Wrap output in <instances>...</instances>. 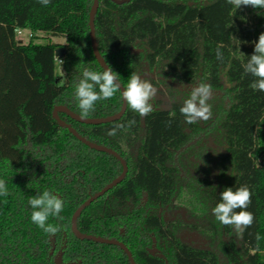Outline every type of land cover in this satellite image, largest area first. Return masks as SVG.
Masks as SVG:
<instances>
[{"label":"trees","instance_id":"16d2710c","mask_svg":"<svg viewBox=\"0 0 264 264\" xmlns=\"http://www.w3.org/2000/svg\"><path fill=\"white\" fill-rule=\"evenodd\" d=\"M99 1V51L123 86L132 72L142 76L148 67L177 86L211 84L212 100L229 88L227 108L212 105L217 115L223 112L218 132L224 153L216 168L220 180L230 177L228 188L248 186L252 196L247 211L255 219L240 237L216 221L211 210L222 191L205 189L194 175L200 166L190 161L194 153L210 148V130L185 122L179 109L189 94L168 86V107L157 101L159 109L145 117L127 107L118 121L86 125L59 114L88 141L117 152L129 168L120 185L82 213L79 232L124 243L136 264H166L150 254L154 239L168 264H264V92L249 86L256 78L242 66L264 33V9L241 6L234 13L226 0H132L122 6ZM93 3L51 0L45 7L38 0H0V179L8 190L7 196L0 195V264H54L52 237L57 249L66 239L65 263L130 264L120 247L80 240L72 232L75 212L122 174L120 161L82 144L53 118L59 106L81 116L74 85L85 68L103 71L91 43ZM18 29L32 34L29 44L17 39ZM218 45L223 60L216 58ZM60 48L67 54L59 66ZM149 80L158 86L156 79ZM122 106L118 91L98 101L86 118H108ZM130 120H135L130 128L107 135ZM197 136L204 141L191 152ZM44 191L64 201L60 218L48 220L60 228L55 235L31 220L29 199ZM175 203L192 223L162 218L160 212ZM184 230L218 240L226 262L213 249L182 240ZM224 235L228 239L221 240Z\"/></svg>","mask_w":264,"mask_h":264},{"label":"clouds","instance_id":"9594fccd","mask_svg":"<svg viewBox=\"0 0 264 264\" xmlns=\"http://www.w3.org/2000/svg\"><path fill=\"white\" fill-rule=\"evenodd\" d=\"M226 2L233 6L234 13L241 6L264 9V0H226ZM38 3L47 7L51 0H38ZM221 47L222 45H218L216 49L218 60H223ZM232 55L235 56V53ZM242 66L245 74L256 78L249 86L253 90L264 92V33L259 35L258 42L254 45V53ZM74 88V99L82 118L88 117L95 110L98 101L109 100L118 91L131 110L145 117L154 110L151 101L158 93V88L149 79H141V75L136 72H132L127 85L123 86L121 91L120 76L110 65L103 68L102 72L85 68L82 78L75 83ZM190 88L188 98L183 101L179 111L189 125L201 121L207 122L213 116L212 105L209 103L213 96L212 85L201 82ZM134 124L135 120L128 121L127 125L117 124L107 132V135L115 136L117 130L130 128ZM0 195H8L7 185L3 179H0ZM251 196L252 192L246 185L237 187L235 190L231 187L225 188L220 193V202L211 210L216 221L224 226H231L237 237H240L254 223V214L247 211L251 204ZM29 205L33 209L31 220L37 227L52 235L60 231L59 227L48 223V220L50 217L60 218L64 209L63 199L51 191H44L30 198Z\"/></svg>","mask_w":264,"mask_h":264},{"label":"water","instance_id":"95a60500","mask_svg":"<svg viewBox=\"0 0 264 264\" xmlns=\"http://www.w3.org/2000/svg\"><path fill=\"white\" fill-rule=\"evenodd\" d=\"M111 2H113L116 5L122 6L124 4H128L130 3L132 0H110ZM163 1H171V0H163ZM93 7L90 13V29H91V43H92V49H93V53L94 56L97 60V62L100 64V66L102 68H106L107 64L105 63L104 59L102 58L100 51H99V47H98V41H97V36H96V31H95V18L96 15L98 13L99 10V6H100V1L99 0H93ZM134 54H137L138 51H133ZM67 54V50L66 48H60L56 51V57H58L59 59H62L64 56H66ZM141 79H143V77H141ZM123 90V85L121 84V91ZM127 103L123 100V106L121 111L114 116L108 117V118H103V119H87V118H82L79 115H76L75 113H73L72 111H70L68 108L63 107V106H59L56 107L54 109L53 112V118L57 121V123L63 127L66 128L67 130H69V132L78 140L80 141L82 144L86 145L87 147H89L90 149H93L97 152H102V153H106L109 154L113 157H115L117 160L120 161L122 167H123V172L122 174L116 179L114 180L112 183H110L109 185H107L105 188H103L100 192L96 193L95 195L91 196L73 215L72 217V232L73 234L80 240H88V241H94L97 243H101V244H108V245H114V246H118L120 247L125 254L127 255L130 264H136L132 253L130 252V250L127 248V246L118 241V240H109V239H103L100 237H96V236H92V235H84L81 234L79 232L78 229V219L79 217L82 215V213L94 202H96L98 199H100L101 197L105 196L109 191L113 190L114 188H116L118 185H120L123 180L126 178L129 168L127 163L125 162V160L115 151H113L112 149H109L107 147H103L101 145L92 143L90 141H88L87 139H85L83 136H81L71 125L67 124L66 122H64L59 114L60 113H65L67 116H69L70 118H72L73 120L80 122L82 124H86V125H104V124H108V123H112L115 121L120 120L124 114L127 111ZM66 238V237H65ZM199 236H197L196 234H194V239L198 240ZM52 242L55 241V238L52 237ZM153 248L150 251V254H152L153 256H158L159 258L163 259L166 263H167V259L165 258V256L163 254H161L156 246V240H153ZM67 247V241L66 239L64 240L63 243V247L62 249L59 250V252L57 253V255L54 257V264H81L79 263H65L63 256H64V250ZM55 251V247L53 246V249L50 253V256H52L54 254Z\"/></svg>","mask_w":264,"mask_h":264},{"label":"rangeland","instance_id":"374dc122","mask_svg":"<svg viewBox=\"0 0 264 264\" xmlns=\"http://www.w3.org/2000/svg\"><path fill=\"white\" fill-rule=\"evenodd\" d=\"M30 32L26 31L22 36H17L18 40L23 41L25 44H29L31 41V37H30ZM41 37V36H40ZM53 41H57L61 44H64V40L63 39H54ZM36 42L38 43H45L46 41L43 39H38ZM138 53H140V51H138ZM58 72H60V69L58 70ZM152 73V72H151ZM153 73L156 75V77H160L158 76V72L157 70H154ZM164 86V83L162 84ZM229 88H226L225 90L220 91V94L217 95L219 96L218 98L212 100H209V103L211 105H213L214 103L219 102L221 106H223L224 109L227 108L228 103L230 102V98L231 95L228 92ZM159 99H155V102H157ZM159 102V101H158ZM161 102V106L160 107H168L169 103H166L164 101H160ZM212 112H213V116L210 120H208L207 122H199L202 124V126H204L205 128H208L210 131V138L208 141L209 147L208 148V152L207 151H199V154H197L196 157H194L196 163H198V165L200 166V171H198V173L194 174L203 184V187L205 189L208 190H217V191H223L225 188H228L229 185V180L230 177H225L223 180H220L218 178V174L219 171L217 170V158L220 154L224 153V146L221 143L222 140L220 138L219 135V123L222 120V114L223 112H221L219 115H217L215 108L212 106ZM198 137V136H197ZM195 138L192 143L190 144L189 149L191 150V152L195 151L196 148H200V143H202L204 140V138L201 136L200 138ZM192 147V148H191ZM193 149V150H192ZM195 154V153H194ZM197 165V166H198ZM193 166V165H192ZM194 171V170H192ZM185 175V174H183ZM178 203H175L171 206L170 209L168 210H163L160 212L162 218H164V220L166 222H171V221H180L182 223H192V221L190 220L187 212L181 208V206H178ZM200 239V238H199ZM226 240L228 239V237H226L225 235L221 237V240ZM205 248H210L213 249L219 256L220 259L222 261V263H225L226 260L223 257V255L220 253L217 243L218 240H209V239H205ZM57 247V246H56Z\"/></svg>","mask_w":264,"mask_h":264},{"label":"flooded vegetation","instance_id":"af4514ba","mask_svg":"<svg viewBox=\"0 0 264 264\" xmlns=\"http://www.w3.org/2000/svg\"><path fill=\"white\" fill-rule=\"evenodd\" d=\"M171 1H174V0H171ZM141 77H143V79H150V78L156 79V81L158 83V86H156L158 88V93H157L156 97L154 98V100L151 101V103L153 104V109L154 110L159 109L156 106L155 99H159L158 101H163V103H164V101L166 103L169 102V98H168V89L169 88H168V86L173 87L174 89H176L180 93L186 92V93L189 94V91L191 90V88H189L188 86L187 87L177 86V85L171 83V81L166 80L165 78H162V77L157 78L156 75L153 72L151 73V71L149 70L148 67H146L145 73ZM161 82H163L165 85L163 86ZM196 156H197V154H194L190 158V161L194 162L195 161L194 157H196ZM194 234H196L197 236H199L195 232L188 231V230H184V231H182L180 233V237H181L182 240H184L185 242H187L188 244H190V245H192L194 247H197V248H205V242H206L205 239L202 238L201 236H199L200 239L198 238V240H195L194 239ZM53 246L55 247V251H54V254L51 257H53V259H54V257L57 255V253L59 252V250L62 249L63 246H61L60 248L57 249L56 244H54V242H53ZM166 264H168V263H166Z\"/></svg>","mask_w":264,"mask_h":264},{"label":"built area","instance_id":"2783aa9c","mask_svg":"<svg viewBox=\"0 0 264 264\" xmlns=\"http://www.w3.org/2000/svg\"><path fill=\"white\" fill-rule=\"evenodd\" d=\"M26 31L22 30V29H18L16 31L17 36H22ZM30 37H32V34H30ZM56 63L60 66L62 64V59H59L58 57H56Z\"/></svg>","mask_w":264,"mask_h":264}]
</instances>
